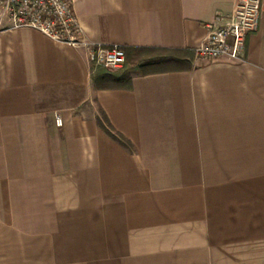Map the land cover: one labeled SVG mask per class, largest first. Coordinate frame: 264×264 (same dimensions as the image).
Here are the masks:
<instances>
[{"label":"crops","instance_id":"1","mask_svg":"<svg viewBox=\"0 0 264 264\" xmlns=\"http://www.w3.org/2000/svg\"><path fill=\"white\" fill-rule=\"evenodd\" d=\"M69 2L89 46L190 50L235 0ZM88 51L0 9V264H264V0L240 62L126 89Z\"/></svg>","mask_w":264,"mask_h":264},{"label":"built area","instance_id":"2","mask_svg":"<svg viewBox=\"0 0 264 264\" xmlns=\"http://www.w3.org/2000/svg\"><path fill=\"white\" fill-rule=\"evenodd\" d=\"M0 9L12 28L35 29L54 42L74 47L87 46L92 67L120 70L125 63L121 46H89L73 14L69 0H0ZM260 11V0H235L225 24L207 25L205 37L192 49L194 60L213 63L219 60L242 61V50L249 32L255 30ZM55 124L62 121L55 115Z\"/></svg>","mask_w":264,"mask_h":264},{"label":"trees","instance_id":"3","mask_svg":"<svg viewBox=\"0 0 264 264\" xmlns=\"http://www.w3.org/2000/svg\"><path fill=\"white\" fill-rule=\"evenodd\" d=\"M125 54L124 66L117 72H104L100 75L101 83H112L114 86L129 89L131 70L142 74L164 73L172 71H188L192 68L193 51L183 49L162 48H122ZM97 120L99 126L105 133L126 149H131V144L120 134L115 133L101 113Z\"/></svg>","mask_w":264,"mask_h":264},{"label":"rangeland","instance_id":"4","mask_svg":"<svg viewBox=\"0 0 264 264\" xmlns=\"http://www.w3.org/2000/svg\"><path fill=\"white\" fill-rule=\"evenodd\" d=\"M101 70H106L108 72H114L113 70H108V69H105L102 67H93L92 72H93V74H95L97 71H101Z\"/></svg>","mask_w":264,"mask_h":264}]
</instances>
